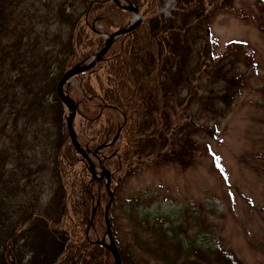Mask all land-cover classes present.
I'll return each instance as SVG.
<instances>
[{
  "label": "trees",
  "instance_id": "1",
  "mask_svg": "<svg viewBox=\"0 0 264 264\" xmlns=\"http://www.w3.org/2000/svg\"><path fill=\"white\" fill-rule=\"evenodd\" d=\"M130 2L146 8L142 25L76 76L80 95L67 92L76 137L110 172L115 192L145 164L189 168L199 140L213 135L208 124L226 117L246 88L242 67H257L246 43L219 54L208 41L212 20L237 0ZM259 2L254 20L264 33ZM127 14L113 0H0V264H114L89 236L106 232L105 182L93 181L74 148L57 85L99 53ZM175 217L130 214L146 238L116 243L121 264H244L219 242L177 230Z\"/></svg>",
  "mask_w": 264,
  "mask_h": 264
},
{
  "label": "rangeland",
  "instance_id": "2",
  "mask_svg": "<svg viewBox=\"0 0 264 264\" xmlns=\"http://www.w3.org/2000/svg\"><path fill=\"white\" fill-rule=\"evenodd\" d=\"M259 1L262 7L264 0H237L233 10L215 17L207 30L208 41L219 54L227 52L235 42L249 45L257 67H242L247 86L226 117L208 124L213 135L199 140L197 160L189 168L170 163L158 167L145 164L116 192L110 185L114 194L111 229L121 248L133 245L137 237L146 238L135 234L138 219L130 220V214L141 212L157 217L173 213L177 230L219 242V247L231 250L244 264H264V33L254 20L259 14ZM142 9L145 13L139 11L143 17L147 10ZM128 13L120 30L137 21L134 13ZM81 88V79L75 77L65 90L80 95ZM97 173H103L100 166ZM121 177L122 174L118 179ZM105 195L103 203L108 205L110 197ZM105 205L102 209L106 211ZM196 220L202 226L195 228ZM106 232L101 237L90 231L89 236L108 244Z\"/></svg>",
  "mask_w": 264,
  "mask_h": 264
},
{
  "label": "water",
  "instance_id": "3",
  "mask_svg": "<svg viewBox=\"0 0 264 264\" xmlns=\"http://www.w3.org/2000/svg\"><path fill=\"white\" fill-rule=\"evenodd\" d=\"M119 7L124 8L125 10L134 13L137 16V21L134 25L123 29L119 30L117 32H114L112 34H108L107 38L105 40V43L101 49V51L94 57L92 61L87 63L86 65L84 62H82L79 65H76L72 67L71 69L67 70L62 78L60 79L58 85H57V96L60 99V101L64 104L66 109L69 112V117L67 120V130L70 136V139L74 145L75 150L83 157V159L88 163L89 165V172L92 176L93 181H104L106 182V189L107 193L110 197V201L106 207L105 211V221H106V238H108V244L101 242L103 246L106 247L108 251L111 252L113 258H114V264H121V258L120 254L117 248V245L114 240L113 232L111 229V224H110V219H109V214L110 210L112 207V204L114 202V194L111 191L110 185H111V174L109 171H107L101 164L100 167L103 170V173L101 176L98 175L97 173V166L93 163V161L90 159L88 153L83 149V145L79 143L75 130H74V120L77 114V106L75 101L69 97L68 93L65 90L66 84L74 77L81 75L83 73L89 72L92 69H94L107 55V53L110 51L111 47L115 43V41L131 32L134 30L138 29L142 23H143V17L141 15V12L139 11L138 8H136L130 0H124L126 4H122V0H113ZM209 34V32H208ZM92 225V224H90Z\"/></svg>",
  "mask_w": 264,
  "mask_h": 264
},
{
  "label": "bare ground",
  "instance_id": "4",
  "mask_svg": "<svg viewBox=\"0 0 264 264\" xmlns=\"http://www.w3.org/2000/svg\"><path fill=\"white\" fill-rule=\"evenodd\" d=\"M123 2V1H122Z\"/></svg>",
  "mask_w": 264,
  "mask_h": 264
}]
</instances>
